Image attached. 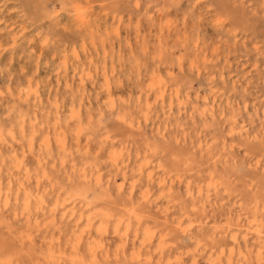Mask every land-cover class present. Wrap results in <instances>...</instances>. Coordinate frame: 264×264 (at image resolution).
I'll return each mask as SVG.
<instances>
[{"label":"rangeland","instance_id":"obj_1","mask_svg":"<svg viewBox=\"0 0 264 264\" xmlns=\"http://www.w3.org/2000/svg\"><path fill=\"white\" fill-rule=\"evenodd\" d=\"M155 72L169 93L148 105ZM72 98L93 117L91 149L70 127L64 156L50 133L42 167ZM263 137L264 0H0V264H71L79 240L85 264H264L250 223L259 215L264 231Z\"/></svg>","mask_w":264,"mask_h":264},{"label":"bare ground","instance_id":"obj_2","mask_svg":"<svg viewBox=\"0 0 264 264\" xmlns=\"http://www.w3.org/2000/svg\"><path fill=\"white\" fill-rule=\"evenodd\" d=\"M87 52V51H86ZM100 54V53H99ZM88 55V54H87ZM182 68H183V65H182ZM160 71V70H159ZM102 74V77H103V87H104V92H105V97L107 98V104H105L107 106V108L109 107V109L113 112L117 109V106H116V98L114 97V92L112 90V77H111V74L113 75V71L112 73L109 72V69H108V64L107 62L104 64L103 68H102V73H99L98 76H100ZM93 78V76L91 77ZM165 78L162 77V75L158 72H155L154 74H152L151 78H150V82H148V88H147V91L145 93L146 95V101H147V104L149 105L150 104V101H151V96L152 94H154L156 100H161V101H164V99H166V95L169 93V86H168V83H166V81L164 80ZM98 81V79H97ZM84 81H82V85H84ZM33 87L30 88V90H32ZM13 91V90H12ZM35 96H36V99H38L39 97V90L36 89V91L34 92ZM178 96V95H177ZM30 94H27V98L26 100H29L30 98ZM42 98V97H41ZM142 99V98H141ZM17 102V101H16ZM158 103V102H157ZM166 103V102H165ZM164 103V104H165ZM79 103H77L76 99L75 98H72V106H71V109H70V115H69V122L66 121L64 122L62 120V117H61V108L62 106L60 104H58V111H57V115L54 117V122L52 123V129H50L51 131L49 132L48 130V135L46 137H44L43 141L41 143H43V146L39 149V156H38V163L40 166L42 167H45L46 165H48L46 159L47 157L44 156V153L46 152V150L50 151L51 150V147H52V137L50 135V133H54V142H56L57 146H58V149L60 151V153H62L64 156H67L68 153H69V144L68 142H66L68 140V128L70 127H74V137H73V142H75V144L77 145V148H81L82 147V139H84L85 137H87V141L89 142L88 139H90L91 137L87 136L89 135L92 131L95 130V128L92 126V122H93V117L91 115H87L85 116V114L83 113V107L85 106L83 104V101L78 105ZM209 104V103H208ZM92 105V104H91ZM212 106H214L212 104ZM229 106V105H228ZM216 108V107H215ZM105 112V111H104ZM173 112V111H172ZM235 114V113H234ZM37 115V114H36ZM225 115V114H224ZM211 116V115H210ZM31 118V117H30ZM119 119L124 120V117L122 114H119ZM24 121V119H23ZM25 121L23 122V128H22V131H23V134L25 133ZM167 124V123H166ZM142 125V124H141ZM3 126V125H2ZM33 127H35V124H33ZM143 127V126H142ZM234 127V126H233ZM249 127V126H248ZM134 128V127H133ZM16 130V129H15ZM27 132V131H26ZM36 132V130L34 131ZM237 132V131H236ZM3 133V132H2ZM73 133V131H72ZM250 134V133H249ZM38 136V135H37ZM16 137V136H15ZM35 133L33 134V136L31 135V138L29 139V149L30 151L34 152L35 151ZM264 138V137H263ZM93 139V137H92ZM245 140V138H244ZM248 140V139H247ZM250 140V139H249ZM253 141V140H252ZM129 144V143H128ZM14 145V144H13ZM114 145V144H113ZM116 146V145H115ZM86 150L89 148L91 149V145H90V142L88 144H86L85 146ZM73 149V148H72ZM13 152H15L13 150ZM35 153V152H34ZM15 154V157L18 158L16 155L17 153H14ZM34 155V154H33ZM50 155V154H49ZM116 155L117 153H114L112 155V161L115 163L114 165H117L118 166V163L116 162ZM19 156V155H18ZM36 156V155H35ZM44 156V157H43ZM25 157V156H24ZM220 157V156H219ZM74 158V157H73ZM214 159V158H213ZM63 161V160H62ZM18 163V162H17ZM16 163V164H17ZM24 162H20L19 164H17L16 168L19 170V172H21V168H25V165L23 164ZM56 164V163H55ZM61 166H65L64 162H61L60 164ZM129 167V166H127ZM29 177V170L26 166V170H25ZM29 171V172H28ZM74 171V170H73ZM128 171V170H127ZM87 172V171H86ZM15 173V172H14ZM13 173V174H14ZM89 173V172H88ZM127 174V173H126ZM44 175H46V172H44ZM11 176V175H10ZM20 177V176H19ZM148 177L150 180L153 179V175L152 173H149L148 174ZM83 178L84 180H88L89 179V176L84 172L83 174ZM16 179V178H15ZM19 179V178H18ZM20 180V179H19ZM26 180V179H25ZM28 181V180H27ZM20 182V181H19ZM87 182V181H86ZM42 179L40 177V179L38 180L37 182V187H41L42 186ZM88 183V182H87ZM2 183H0V193L2 190ZM125 185V183H123ZM120 185L119 188H122L124 185ZM15 186V185H14ZM30 186L27 185V183H25L24 181L20 183L19 185V190L18 191H25L26 194H25V202L27 203L25 206L29 207V203H31L33 201H31V194L30 192L28 191ZM54 187V186H53ZM163 187V186H162ZM9 189H12L11 187V183H10V187ZM135 189V184H132V190ZM54 190V189H53ZM63 192V191H62ZM82 193V192H80ZM19 194V192H18ZM102 194V193H101ZM84 195V194H83ZM34 197V196H33ZM54 197V196H53ZM8 199H9V195H8ZM38 199H40L41 203H45V199H44V196H40ZM69 200L71 203H73L76 207L78 205H80L79 207H83L82 209L84 210H90V208L92 207L91 203L87 202L86 199H85V196L84 198L83 197H77L76 199L73 198V196L69 197ZM8 204V202H7ZM160 204V203H159ZM213 204V203H212ZM211 204V205H212ZM38 205V204H37ZM41 205V204H40ZM258 205V204H257ZM31 206V205H30ZM26 207V208H27ZM42 207V206H41ZM75 208V207H74ZM206 208V207H205ZM28 209V208H27ZM97 209V208H96ZM42 210V208H41ZM259 209H257L258 211ZM78 211V210H77ZM91 211V210H90ZM73 212H74V209H73ZM100 214L99 211H95L94 214ZM45 214V213H44ZM75 214V212H74ZM84 214L83 211L82 213L80 214L79 216V219H83L84 217ZM98 214V215H99ZM39 215V214H38ZM106 215L107 214H103V215H100L101 217L104 216L103 220H106ZM134 215H135V220H137V223L139 224L141 222V216L138 215L136 212H134ZM74 216V215H73ZM192 216V215H191ZM130 217V215L128 216ZM87 222H91L92 219L90 218V216H88L87 218ZM120 219V218H119ZM131 219V218H130ZM197 219V218H196ZM242 219V218H241ZM128 220V219H126ZM130 221V220H129ZM128 221V223H129ZM241 221V220H240ZM239 221V222H240ZM122 222V219L119 220V223L117 225V228H116V231L118 232V227L120 225V223ZM126 222V221H124ZM183 222V221H182ZM182 222L180 221L179 222V225L182 224ZM193 222V221H192ZM123 223V222H122ZM210 223V222H209ZM250 223H256V226H257V229H256V232H255V236L257 237V239L259 240V242L262 244L261 245V248L260 249V255L262 256L263 255V248H264V231H263V221L259 219V215H258V218L256 217L255 219L251 220ZM141 224V223H140ZM129 225V224H128ZM88 226V225H87ZM1 227V226H0ZM191 228V227H190ZM128 229V228H127ZM140 230V228H138ZM100 230H104V223H102L101 227H100ZM130 230V229H129ZM235 230V229H234ZM230 232V231H229ZM94 234V233H93ZM146 235L149 237L151 235V231L149 229L146 230ZM53 236V235H52ZM216 236V235H215ZM227 236V235H226ZM237 236L238 235H235L233 236V239L234 241H237ZM32 237V236H31ZM82 237V236H81ZM126 237V236H125ZM192 238V236H191ZM29 239H30V236H29ZM33 239V238H32ZM72 239V238H71ZM90 239V238H89ZM102 239V238H101ZM31 240V239H30ZM54 240V239H53ZM246 240V244L248 242V239L245 238ZM59 241V240H58ZM32 242V241H31ZM161 242H163L161 240ZM197 242V241H196ZM235 243V242H234ZM98 245V248L101 249V252L106 254L105 252H107V247L103 240L102 241H99L97 243ZM125 244V243H124ZM80 240L79 241H76L75 245L73 246V253H71V257L69 259V262L71 264H85V258H83L81 251L80 250ZM198 245V244H197ZM231 246V245H230ZM234 246V245H233ZM61 247V246H60ZM63 248V247H62ZM240 248V247H239ZM64 250V249H63ZM84 250V249H83ZM99 250V249H98ZM97 250V251H98ZM94 249H91V253L92 254V262L94 263H98L97 261V256L96 254L94 253ZM233 252V251H232ZM243 253V252H242ZM99 255V254H98ZM263 259V258H262ZM231 260V259H230ZM9 261V260H8ZM195 261V260H194ZM211 261V260H210ZM144 262L145 264H153V262H151L150 258L147 257L144 259ZM217 262V261H216ZM216 262H214V260L211 262V264H217ZM101 263V262H100ZM3 264H6L3 263ZM10 264V262H9ZM194 264H198L196 261Z\"/></svg>","mask_w":264,"mask_h":264}]
</instances>
